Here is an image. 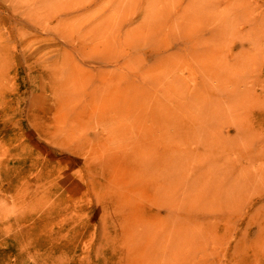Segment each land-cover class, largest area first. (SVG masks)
I'll use <instances>...</instances> for the list:
<instances>
[{
	"label": "rangeland",
	"instance_id": "1",
	"mask_svg": "<svg viewBox=\"0 0 264 264\" xmlns=\"http://www.w3.org/2000/svg\"><path fill=\"white\" fill-rule=\"evenodd\" d=\"M263 3L0 0V264H264Z\"/></svg>",
	"mask_w": 264,
	"mask_h": 264
},
{
	"label": "bare ground",
	"instance_id": "2",
	"mask_svg": "<svg viewBox=\"0 0 264 264\" xmlns=\"http://www.w3.org/2000/svg\"><path fill=\"white\" fill-rule=\"evenodd\" d=\"M259 2H260V1H259ZM261 2H262V1H261ZM259 4H260V3H259ZM263 4H264V3H263ZM263 6H264V5H263ZM261 7H262V4H261ZM263 8H264V7L260 8V9L263 10ZM262 10H261V11H262ZM261 11H260V12H261ZM263 11H264V10H263ZM261 13H263V12H261ZM263 15H264V14H263ZM263 15L260 14L259 18H260L261 16H263ZM263 18H264V17H263ZM261 19H262V18H261ZM259 20H260V19H259ZM263 20H264V19H263ZM263 20H262V21H263ZM262 21H261V22H262ZM259 23H260V21H259ZM94 24H95V23H94ZM261 24H263V23H261ZM260 27L262 28L263 25L260 26ZM262 29H264V28H262ZM261 31H262V30H261ZM261 34H263V33H261ZM257 36H258V34H257ZM259 36H260V33H259ZM261 37H262V36H261ZM258 40H260V39H258ZM259 42H260V41H259ZM259 42H258V43H259ZM261 43H262V42H261ZM261 43H259V44H261ZM263 43H264V42H263ZM263 46H264V44H263ZM262 48H263V47H262ZM263 49H264V48H263ZM253 177H254V176H253ZM252 179H253V178H252ZM256 179H257V176L254 178V181H256ZM257 181L259 182V181H262V180H259V178H258ZM257 181H256L255 183H257ZM248 183H249V182H248ZM248 183H247V185L249 186ZM258 196H259V195H258Z\"/></svg>",
	"mask_w": 264,
	"mask_h": 264
}]
</instances>
